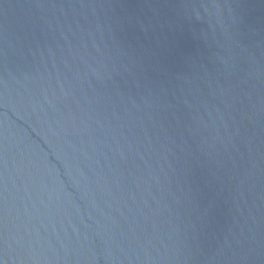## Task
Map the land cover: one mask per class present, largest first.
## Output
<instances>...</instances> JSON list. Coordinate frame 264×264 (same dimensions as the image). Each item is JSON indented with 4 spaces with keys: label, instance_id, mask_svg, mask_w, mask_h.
<instances>
[{
    "label": "water",
    "instance_id": "95a60500",
    "mask_svg": "<svg viewBox=\"0 0 264 264\" xmlns=\"http://www.w3.org/2000/svg\"><path fill=\"white\" fill-rule=\"evenodd\" d=\"M0 264H264V0H0Z\"/></svg>",
    "mask_w": 264,
    "mask_h": 264
}]
</instances>
